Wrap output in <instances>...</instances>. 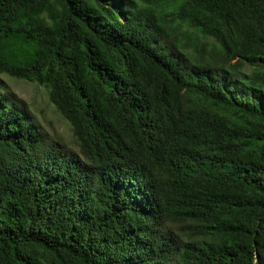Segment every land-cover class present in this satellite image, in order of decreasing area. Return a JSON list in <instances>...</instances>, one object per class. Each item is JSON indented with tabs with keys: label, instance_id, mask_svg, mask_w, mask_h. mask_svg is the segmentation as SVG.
Returning a JSON list of instances; mask_svg holds the SVG:
<instances>
[{
	"label": "trees",
	"instance_id": "16d2710c",
	"mask_svg": "<svg viewBox=\"0 0 264 264\" xmlns=\"http://www.w3.org/2000/svg\"><path fill=\"white\" fill-rule=\"evenodd\" d=\"M0 264H264V0H0Z\"/></svg>",
	"mask_w": 264,
	"mask_h": 264
},
{
	"label": "rangeland",
	"instance_id": "374dc122",
	"mask_svg": "<svg viewBox=\"0 0 264 264\" xmlns=\"http://www.w3.org/2000/svg\"><path fill=\"white\" fill-rule=\"evenodd\" d=\"M0 83L6 90L15 93L28 106L42 130L50 138L55 139L77 151L71 127L50 102L44 87L35 82L16 79L0 74Z\"/></svg>",
	"mask_w": 264,
	"mask_h": 264
}]
</instances>
